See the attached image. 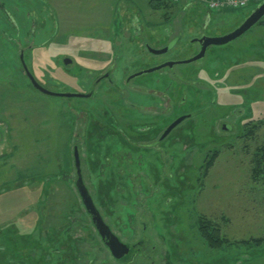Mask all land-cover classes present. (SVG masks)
I'll return each mask as SVG.
<instances>
[{
	"label": "rangeland",
	"instance_id": "obj_1",
	"mask_svg": "<svg viewBox=\"0 0 264 264\" xmlns=\"http://www.w3.org/2000/svg\"><path fill=\"white\" fill-rule=\"evenodd\" d=\"M149 2L0 0V264H120L76 190L75 145L84 183L115 234L157 246L148 251L152 259L133 264H264V241L255 243L264 239V24L209 47L198 62L125 85L129 75L191 59L199 52L194 38L233 32L261 3L209 17L187 0L157 11ZM169 46L160 55L149 51ZM21 50L51 91H88L111 68L123 91L103 87L95 100L42 95L22 68ZM121 97L147 113L165 111L147 118L159 131L190 116L162 143L165 160L123 143V153L143 155L140 162L104 164L120 141L104 142L105 104L125 109L115 104ZM204 224L219 228L224 242L212 247Z\"/></svg>",
	"mask_w": 264,
	"mask_h": 264
},
{
	"label": "flooded vegetation",
	"instance_id": "obj_2",
	"mask_svg": "<svg viewBox=\"0 0 264 264\" xmlns=\"http://www.w3.org/2000/svg\"><path fill=\"white\" fill-rule=\"evenodd\" d=\"M204 37H210V36L203 35V36H201V37L199 36L197 38H200L201 39V38H204ZM194 39H196V38H194ZM194 43H196L198 45L199 52H200L201 51L200 44L198 42H194ZM160 50H162V49H160ZM160 50H155V51H160ZM22 52H24V50H21V53ZM153 54L154 55H160V54H156V53H153ZM176 65H182V64H176ZM158 66H160V65H158ZM111 69L108 70L107 72L103 73L101 76H99L91 84V86H90V88H89L88 91H81V92L78 91L79 93L92 94V96L90 98H86L85 97V98H80V99L81 100H95L97 94L99 93V90H101L103 87L105 89L106 88L113 89L114 91H115V89H118V91H120V90L123 91V89L119 87L118 82L115 81V79L113 77V70H111ZM131 76L132 75H129L128 78L126 79V83H125L126 87H130L132 81L134 80V78H131ZM140 89L141 88L138 87V88H134L133 90L139 91ZM71 92H75V91H71ZM149 92H152L153 93L155 91L151 90ZM120 95L124 97L125 94L124 93H120ZM123 97H121L123 99L122 101H118L117 100V101H115V104L116 105L121 104L122 106H120V107H123L125 105L127 108H125V109H123V108L117 109L116 112H113V110L109 109L108 105L105 104V102H104V104H105V106L107 108L106 111L109 112L107 114V118L104 116V118H105L104 119V124L100 126L101 129L103 130V134L107 137V139H105L104 142L106 143L109 139H111L113 137L114 138H116V137L120 138V141H119L118 147H117V151L113 152V154H110L109 156H106L105 155L104 156V159L106 161L104 162V164L108 165V164H110L111 160H114L119 165H126V166L133 165V166H135L138 162H140V160L142 159L143 155L133 156L129 152H124L123 153L122 152V150H123V143L127 144L128 145V148H134V147L147 148L150 151H152L153 153H156L158 155V159L159 160H160V158L163 159V160H165L166 151L165 150L163 152L160 151L162 149L161 145L164 142V140H166L177 127H175L171 131V133L164 140H162V137H163L164 133L166 132L167 128L172 123H174L176 120L170 122L169 124H163V125H161V127L162 126L163 127L162 128L160 127L161 129L159 131V129L156 128V123L155 122H152V121L150 122L147 118L157 117V116H160V115H162V117H166L165 111L163 112V114H159L160 111L154 109V112L153 113H150V112L147 113L146 110H148L149 107L137 105V104L129 101L127 99V97H125V98H123ZM164 103H165V99L163 101V104ZM156 130L158 132V135L156 137H153V138H148L147 137V135L149 133L156 132ZM132 133L141 134L143 136L142 138H146V139L136 138L135 136H132L131 135ZM76 146L78 147V145H75V147ZM78 150H79V147H78ZM167 155H170V157L172 158V157H176L177 156V153L176 152L173 153L171 151ZM129 173L130 172H128V174ZM128 176H129V180H130L131 177L133 176V173L130 174V175H128ZM92 197H93V195H92ZM93 200H94V197H93ZM102 212H100V213H101V215H102V217L104 219V222L111 228L112 232L115 234V232L113 231L112 225H111V221L110 222H107L106 219H105L104 212L103 213ZM86 213H87V211H86ZM87 215L89 216V218H90V220L92 222V219H91L90 215L88 213H87ZM128 216L130 217V215H128ZM129 217H127L128 218V220H127V225H128L127 228L133 234V229L131 228L130 225L132 224V222H133V220H134L135 217L134 216L131 217V218H129ZM98 236H99V234H98ZM99 238H100V240H103L100 236H99ZM119 239L123 243H125L126 245H128V247L130 248L129 253L125 257H123L121 260L118 261V260H116L114 258L120 264H133L137 258H143V259L148 258V259H152V256H150L148 254V251H150L151 253H155L156 250H157V246H156L155 243H154L155 246H152V245L151 246H149V245L147 246V244H148V241L147 240L148 239L147 238H144V237L141 238V239H139L140 241L138 240L136 243H133V241H130V243H127L121 237H119ZM167 255L168 254H166V256Z\"/></svg>",
	"mask_w": 264,
	"mask_h": 264
},
{
	"label": "water",
	"instance_id": "obj_3",
	"mask_svg": "<svg viewBox=\"0 0 264 264\" xmlns=\"http://www.w3.org/2000/svg\"><path fill=\"white\" fill-rule=\"evenodd\" d=\"M263 18H264V0L243 21V23L238 28H236L233 32L228 33L224 36H220V37H204L201 39L200 38L193 39L192 42H198L201 46V51L195 57L188 59V60L179 61V62H166L160 66L153 67L143 72L134 74L131 76V78H136V77L142 76L143 74H147V73H153V72L162 70L167 67L172 68L176 64H190V63L200 61L206 56L207 49L210 46H222V45L229 44L239 39L244 34L249 32L254 26H256ZM170 48L171 46L166 47L160 51H155L153 49H149V51L152 53H156V54H162L168 51ZM20 61H21L22 68L25 71L27 78L31 82V85L33 86L35 90H37L42 95L50 96V97H61V98H67V99L85 98V97L90 98L92 96V94H84V93H79V92L51 91L47 89L46 87H44L43 85H41L35 79L33 74L30 72L25 62L24 52L20 54ZM64 64L66 66H69L72 64V60L69 58H65ZM189 117H190L189 115L181 116L174 123H172L167 128L166 132L164 133L162 140H164L175 127H177L179 124H181L184 120H186ZM223 129L224 130L226 129V125L223 126ZM74 157H75V166H76L77 175H78L77 181L75 182L78 195L82 201L84 208L86 209L87 213L90 215L92 219V223L96 231L98 232L99 236L103 239L102 241L104 242L105 246L109 249L113 258L119 261L129 253L130 248L128 247V245L123 243L116 234L112 232L111 228L104 222V219L99 209L95 205L93 197L91 193L89 192L88 188L86 187L83 177H82L81 160H80V155H79L77 146L74 148Z\"/></svg>",
	"mask_w": 264,
	"mask_h": 264
},
{
	"label": "trees",
	"instance_id": "obj_4",
	"mask_svg": "<svg viewBox=\"0 0 264 264\" xmlns=\"http://www.w3.org/2000/svg\"><path fill=\"white\" fill-rule=\"evenodd\" d=\"M169 0H150L149 4H150V7L157 11V10H160L161 8H164V9H169L171 8L173 5L170 4V2H168ZM264 24V19L261 20L257 25H263ZM264 123V122H262ZM261 154H262V157L264 158V148L261 149ZM217 158V154L215 153L212 158L210 159V161L207 162L206 164V169L210 168L215 159ZM200 230H201V233H202V236L204 237L205 240H207L209 242V244L212 246V247H215V246H219L221 242H224V238H221V232H220V229L217 228V227H211L210 225L208 224H204V225H200ZM264 241V239H256L255 240V243H257L258 245L261 244L262 242Z\"/></svg>",
	"mask_w": 264,
	"mask_h": 264
},
{
	"label": "built area",
	"instance_id": "obj_5",
	"mask_svg": "<svg viewBox=\"0 0 264 264\" xmlns=\"http://www.w3.org/2000/svg\"><path fill=\"white\" fill-rule=\"evenodd\" d=\"M179 1V0H178ZM190 4L203 5L211 13H219L226 10H242L252 2L260 0H187Z\"/></svg>",
	"mask_w": 264,
	"mask_h": 264
},
{
	"label": "crops",
	"instance_id": "obj_6",
	"mask_svg": "<svg viewBox=\"0 0 264 264\" xmlns=\"http://www.w3.org/2000/svg\"><path fill=\"white\" fill-rule=\"evenodd\" d=\"M228 12H229V11H224V12L219 13V14H218V13H216V14H215V13H208V15H209V17H210L211 15H215V16L217 15V16H220V15L226 14V13H228ZM253 28H254V27H253ZM253 28H252V29H253ZM252 29H251V30H252ZM249 32H250V31H249Z\"/></svg>",
	"mask_w": 264,
	"mask_h": 264
}]
</instances>
